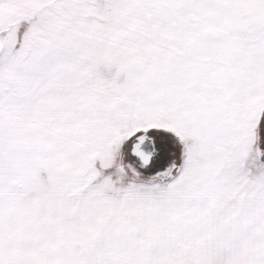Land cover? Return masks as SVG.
<instances>
[{
  "label": "snow or ice",
  "instance_id": "1",
  "mask_svg": "<svg viewBox=\"0 0 264 264\" xmlns=\"http://www.w3.org/2000/svg\"><path fill=\"white\" fill-rule=\"evenodd\" d=\"M0 264H264V0H0Z\"/></svg>",
  "mask_w": 264,
  "mask_h": 264
}]
</instances>
